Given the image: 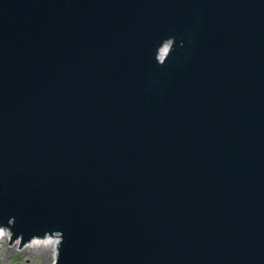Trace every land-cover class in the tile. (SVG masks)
Listing matches in <instances>:
<instances>
[{
	"label": "water",
	"instance_id": "obj_1",
	"mask_svg": "<svg viewBox=\"0 0 264 264\" xmlns=\"http://www.w3.org/2000/svg\"><path fill=\"white\" fill-rule=\"evenodd\" d=\"M55 264H264V0H0V230Z\"/></svg>",
	"mask_w": 264,
	"mask_h": 264
},
{
	"label": "rangeland",
	"instance_id": "obj_2",
	"mask_svg": "<svg viewBox=\"0 0 264 264\" xmlns=\"http://www.w3.org/2000/svg\"><path fill=\"white\" fill-rule=\"evenodd\" d=\"M10 239H4L0 245V264H54L53 249L51 247H29L25 243L21 249L22 237L10 244ZM20 240V241H19Z\"/></svg>",
	"mask_w": 264,
	"mask_h": 264
},
{
	"label": "bare ground",
	"instance_id": "obj_3",
	"mask_svg": "<svg viewBox=\"0 0 264 264\" xmlns=\"http://www.w3.org/2000/svg\"><path fill=\"white\" fill-rule=\"evenodd\" d=\"M11 237H12V232L9 228L0 230V245L4 239H10ZM26 243H28L29 247H31V248L32 247H34V248L51 247L53 249L54 257L56 255V258H57V252H58L57 248H58L59 243H60L59 238L47 236L45 238H34L33 240L26 242ZM56 258H54V260H56ZM54 262L55 261H53L52 263H54Z\"/></svg>",
	"mask_w": 264,
	"mask_h": 264
}]
</instances>
